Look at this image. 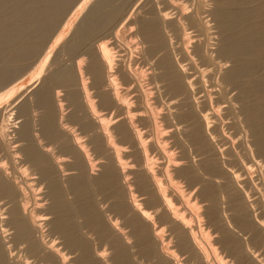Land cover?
Wrapping results in <instances>:
<instances>
[{
	"label": "rangeland",
	"instance_id": "obj_1",
	"mask_svg": "<svg viewBox=\"0 0 264 264\" xmlns=\"http://www.w3.org/2000/svg\"><path fill=\"white\" fill-rule=\"evenodd\" d=\"M263 127L264 0H0V183L17 194L0 190L8 264H264ZM102 141L123 159L115 188L99 184L112 162ZM141 170L194 248L183 250ZM121 201L131 203L120 210ZM133 202L147 212L145 243ZM16 206L34 250L14 238Z\"/></svg>",
	"mask_w": 264,
	"mask_h": 264
},
{
	"label": "bare ground",
	"instance_id": "obj_2",
	"mask_svg": "<svg viewBox=\"0 0 264 264\" xmlns=\"http://www.w3.org/2000/svg\"><path fill=\"white\" fill-rule=\"evenodd\" d=\"M6 2V1H5ZM8 2H9V0H8ZM26 11H28V10H26ZM30 13H33V12H30ZM35 13V12H34ZM91 15V14H90ZM98 15V14H97ZM103 16H105L106 18H108L107 16L108 15H103ZM103 16H100V17H103ZM110 17V16H109ZM241 17V16H240ZM104 18V17H103ZM105 18V19H106ZM242 18H245V17H242ZM241 18V19H242ZM99 19V18H98ZM102 19V18H101ZM100 19V20H101ZM97 20V19H96ZM110 20V19H109ZM105 21H107V19L105 20ZM104 21V22H105ZM221 22V21H220ZM148 26V25H147ZM157 26V25H156ZM248 26V25H247ZM149 28L148 29H150V26H148ZM87 28V27H86ZM90 28V27H89ZM156 29V28H155ZM154 29V30H155ZM146 31H147V29H145ZM157 30V29H156ZM85 31H86V29H85ZM145 31V32H146ZM90 35V34H89ZM256 39V38H255ZM257 40V39H256ZM255 42V41H254ZM252 43V42H251ZM236 44V43H235ZM253 44V43H252ZM255 45V44H254ZM252 47L250 46V45H246V46H244V47H242L241 48V50H243L244 52H248V51H250V49H251ZM225 51H226V49H225ZM227 51H230V50H227ZM96 66V65H95ZM251 66V65H250ZM101 67V66H100ZM245 67H247V66H245ZM245 67H243V68H241V69H238L237 71H241V70H245ZM251 68H252V66H251ZM101 69V68H100ZM98 70V69H97ZM233 70V69H232ZM235 70V69H234ZM259 70V69H258ZM101 71V70H100ZM243 75V74H242ZM170 76V75H169ZM228 76V75H227ZM235 76V75H234ZM247 76V75H246ZM66 77V76H65ZM72 77V76H71ZM233 77V76H232ZM252 79V78H251ZM250 82H252V81H250ZM256 82V81H255ZM260 83V82H259ZM258 84V83H257ZM257 86V85H256ZM258 86H260V85H258ZM246 87V86H245ZM252 88H253V86H252ZM255 88V87H254ZM244 90V89H243ZM257 89L255 88V91H256ZM48 93V92H47ZM180 93V92H179ZM256 93V92H255ZM43 94V93H42ZM252 94V93H251ZM246 95V94H245ZM44 96V100L46 101V94L45 95H43ZM173 97V96H172ZM109 98V97H108ZM174 98V97H173ZM108 101H111L110 99H108ZM252 101V100H251ZM48 102V101H47ZM107 102V101H106ZM116 104V103H115ZM262 106H263V104H262ZM125 109V108H124ZM120 115H121V113H120ZM186 117H188L187 115H186ZM190 117V116H189ZM256 118H258V117H256ZM131 119V118H130ZM199 119V118H198ZM118 122V121H117ZM125 123L126 122H128L127 120H125L124 121ZM194 122V121H193ZM121 124V123H120ZM253 124V123H252ZM125 125V124H124ZM262 125V124H261ZM122 127V126H121ZM46 131L48 132V133H50V134H53L54 133V129L52 128V123H51V121H47V123H46ZM122 129L124 130V129H127V126H123L122 127ZM132 129V128H131ZM200 128L198 127V128H195V132H194V139L196 140V141H200L201 140V138H202V133H201V131L199 130ZM118 130H119V128H118ZM263 131H264V127H263ZM25 132V131H24ZM130 132V131H129ZM259 132V131H258ZM261 132V131H260ZM121 133V132H120ZM25 134H26V132H25ZM56 135V134H55ZM257 135V134H256ZM205 137V136H204ZM107 139V138H106ZM132 139H133V150H134V147L135 148H137V150H138V152L143 156V153H142V151H141V141H140V139L138 138V137H136V135H133V137H132ZM104 140V139H103ZM123 140V139H122ZM193 141V140H192ZM258 141H259V139H258ZM104 141H102V142H100V144H98L97 146H98V149L100 150V152H104L105 153V151H107V152H109V155L108 156H110L111 157V159H112V162L110 163V165L106 168V170H105V172H104V174L102 175V177L100 178V181H99V184H100V186H102L103 188L105 187H111V188H115V187H117V184H118V179H120V177L122 176V175H124V174H126V173H124L125 171L123 170V159H122V156L120 157V155H118L119 153H118V148H117V146H115V145H112V144H110V143H103ZM262 143H264L263 141H262ZM71 147V146H70ZM72 148V147H71ZM209 148V147H208ZM66 150V149H65ZM71 150V149H70ZM105 150V151H104ZM205 153V152H204ZM215 154H217L216 152H215ZM127 155V154H126ZM214 155V154H213ZM212 155V156H213ZM215 156V155H214ZM30 157H31V159L35 162V163H38V162H40V159H41V157L39 156V154H38V152L36 151V150H34V149H30ZM155 157V156H154ZM33 162V163H34ZM139 163V162H138ZM145 163V162H144ZM131 164V163H130ZM219 165V164H218ZM47 166V165H46ZM180 166V165H179ZM206 166H208V165H206ZM182 167V166H181ZM77 168V167H76ZM139 168L141 169V167L139 166ZM138 168V169H139ZM176 168V167H175ZM190 168V167H189ZM135 169H137V168H135ZM212 169V168H211ZM49 171V170H48ZM178 171H180V170H178ZM206 171H208V170H206ZM218 171V170H217ZM224 171V170H223ZM47 172V171H46ZM136 172V170L134 171V170H131L130 171V174L131 173H135ZM181 172H183V173H185V174H187L188 173V171L186 170V169H182V171ZM219 172V171H218ZM128 173V172H127ZM137 173V172H136ZM135 173V174H136ZM44 174V173H43ZM46 174V173H45ZM47 174H49V173H47ZM132 175V174H131ZM134 175V174H133ZM138 177H139V179H140V184L142 185V188H144V190H149L150 191V193L151 194H153L152 196H153V198H154V200H156L157 202H159V204H160V207H162L163 208V210L165 211L164 213H165V215H168L170 218H171V221L173 222V223H175L176 225H178L177 226V228L178 229H180L179 230V233L182 235L181 236V247L183 248V250L184 249H186V250H188L189 248L191 249V248H194L195 247V244H196V242L197 241H195V239L193 238V236H192V234H191V232L189 231V229L187 228V226L184 224V222H183V220H181L180 219V217L178 216H176L175 214H174V210H172L171 209V207H170V205H169V202H168V200H167V198L165 197V196H163L161 193H160V187H159V185H158V183L156 182V180H155V177L154 176H152L148 171H146V170H141L139 173H138ZM243 175V174H242ZM215 176V175H214ZM218 177V176H217ZM196 178V177H195ZM73 179H75V185L79 188V189H82V188H84L85 186H86V176L85 175H82V174H80V175H78V176H76V177H73ZM55 181V180H54ZM194 181V180H193ZM8 183V182H7ZM60 184V183H59ZM52 185H53V192H54V194L58 197L59 196V193H60V188H59V185H58V183H56V182H53L52 183ZM215 186V185H214ZM213 185L212 186H210V188L211 187H214ZM75 188V187H74ZM209 188V187H208ZM208 188H206V189H208ZM101 189V188H100ZM0 190L4 193V194H6V195H14V191H13V188L10 186V185H8V184H6V183H0ZM143 190V189H142ZM147 190V191H148ZM212 190V189H211ZM141 191V190H140ZM215 192H217V191H215ZM149 193V192H148ZM206 193H208V192H206ZM3 194V195H4ZM216 194V193H215ZM15 195H17V194H15ZM13 196V197H15V198H17L16 196ZM212 195H214V194H212ZM119 196V195H118ZM148 196V195H147ZM207 196H209V195H207ZM237 197V196H236ZM210 198H211V195H210ZM241 198V197H240ZM234 199V198H233ZM14 200V199H13ZM90 200V199H89ZM155 201V202H156ZM16 203V202H15ZM87 203H89L88 201H87ZM129 203H131V202H129ZM128 203V204H129ZM17 204V203H16ZM90 204V203H89ZM128 204L127 203H125L124 201H121L120 203H118V208L120 209V210H125V209H127L128 208ZM198 204V203H197ZM158 205V204H157ZM130 206V205H129ZM17 207V206H16ZM85 207V206H84ZM131 207L134 209V210H136L138 213L137 214H135V217L133 218V224H134V226L136 227V231L139 233V235H140V240H141V242L142 243H145L146 241H148V237H149V229H147V225L146 224H144L143 222H142V220L143 221H145L146 222V220H148V218H147V212L146 211H142L141 209V211L138 209V206H137V204L136 203H132L131 204ZM173 207V206H172ZM204 207V206H203ZM207 207V206H206ZM13 208V207H12ZM58 208V207H57ZM130 208V207H129ZM181 210V209H180ZM215 212V211H214ZM65 213V212H64ZM213 213V212H212ZM163 214V213H162ZM218 214V213H217ZM216 214V215H217ZM248 214V213H247ZM212 215V214H211ZM214 215V214H213ZM212 215V216H213ZM8 217V216H7ZM11 218V220H10V224L13 226V228L16 230V234H15V236H14V238H15V240L17 239L19 242H30V246H31V249H35V243L32 241V230H31V226H30V224H29V222L26 220V218H24V216H23V214H22V212H21V209L20 208H15V209H13V212H12V217H10ZM205 218H207V217H205ZM49 219V218H48ZM48 219H46V220H48ZM167 219V218H166ZM242 219V223L244 224V226L246 225V226H249V225H251L249 222H251L252 220H250L249 222L244 218V217H242L241 218ZM9 220V219H8ZM153 220V219H152ZM239 220V219H238ZM90 223V222H89ZM239 223V222H238ZM241 223V222H240ZM242 224V225H243ZM255 225V224H254ZM262 225V224H261ZM95 226L99 229V231L102 233V234H106V233H108V228L106 227V225H104L102 222H100V221H95ZM172 227V226H171ZM254 227V226H253ZM4 228V227H3ZM176 228V229H177ZM246 228H248V227H246ZM262 228V227H261ZM261 230V229H260ZM255 231V230H254ZM220 232V231H219ZM255 234V233H254ZM259 234V233H258ZM171 235V234H170ZM256 235V234H255ZM258 236V235H257ZM220 238V237H219ZM237 239V238H236ZM257 241H259V242H261V243H264V237L263 236H258L257 237ZM9 240V239H8ZM229 240V239H228ZM230 240H232V239H230ZM237 241H238V239H237ZM76 242H78L77 240H74L73 241V244H76ZM227 242V241H226ZM229 242V241H228ZM232 242H234V245H235V241H232ZM37 244V243H36ZM141 244V243H140ZM178 244H180V243H178ZM233 245V244H232ZM262 245V244H261ZM142 246V245H141ZM174 247V246H173ZM180 247V246H179ZM146 248V247H145ZM230 248V247H229ZM232 249V248H231ZM151 251H152V248H151ZM156 251V250H155ZM179 251H181V250H179ZM189 251H191V250H189ZM188 251V252H189ZM198 251V250H197ZM12 252V251H11ZM150 252V251H149ZM182 252V251H181ZM187 252V251H186ZM153 253V252H152ZM120 255V254H119ZM181 256H182V254H180ZM195 255V254H194ZM125 256H127V255H125ZM152 256V255H151ZM192 257V256H191ZM245 257V256H244ZM128 258V257H127ZM161 258H164V257H161ZM190 258V257H189ZM243 258V257H242ZM171 256H167V258L166 259H164V261L167 263V264H171ZM191 259V258H190ZM98 260V259H97ZM129 260V259H128ZM128 260H126V262L128 261ZM160 260H162V259H160ZM192 260V259H191ZM201 260H202V264H207V262H206V260H205V258H204V256L203 257H201ZM200 260V261H201ZM245 260H246V258H245ZM244 260V261H245ZM189 261V260H188ZM197 261V260H196ZM247 261V260H246ZM248 261H249V259H248ZM163 262V261H162ZM199 262V261H198ZM8 264V261H7V256H6V253H5V251H4V248H3V246H2V243L0 242V264ZM124 263V262H123ZM159 263H160V261H159ZM244 263H246V262H244ZM253 263V262H252ZM182 264V263H181ZM255 264V263H254Z\"/></svg>",
	"mask_w": 264,
	"mask_h": 264
}]
</instances>
